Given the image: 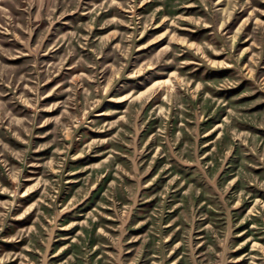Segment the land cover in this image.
I'll return each mask as SVG.
<instances>
[{
  "label": "rangeland",
  "instance_id": "rangeland-1",
  "mask_svg": "<svg viewBox=\"0 0 264 264\" xmlns=\"http://www.w3.org/2000/svg\"><path fill=\"white\" fill-rule=\"evenodd\" d=\"M0 264H264V0H0Z\"/></svg>",
  "mask_w": 264,
  "mask_h": 264
}]
</instances>
